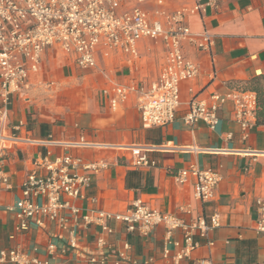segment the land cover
I'll use <instances>...</instances> for the list:
<instances>
[{
    "label": "crops",
    "instance_id": "1",
    "mask_svg": "<svg viewBox=\"0 0 264 264\" xmlns=\"http://www.w3.org/2000/svg\"><path fill=\"white\" fill-rule=\"evenodd\" d=\"M164 4L175 7L178 2L165 0ZM145 7L151 10L154 0H148ZM185 22L193 32L212 33L214 44L209 52L185 44L198 73L179 83L181 106L175 119L163 127H143L135 94L115 110L102 94V70L117 83L155 80L160 68L158 43L140 41L135 59L100 48L94 70L80 69L59 55L43 59L39 72L29 79L28 90L11 100L7 132L58 143L81 137L102 145L149 146L147 155L156 165L136 167L131 152L114 147H50L51 159L69 155L83 163L104 160L107 168L92 175L82 197L62 196V201L78 212L74 215L69 208L62 209L61 225L39 217L29 222L27 230L17 231L18 219L6 205L21 198V182L45 149L33 144L9 146L0 158V167L10 181L9 189L0 184V250L16 249L26 256V264H98L91 258L102 256L105 264H113L127 244L126 255L136 264H264V232L255 230L257 201H264V123H257L254 117L243 131L233 118V102L228 99L217 108L218 123L213 130L202 121L192 126L183 121L190 99L208 101L211 94L223 96L234 89H249L250 79L264 75V0H217L215 8L188 16ZM19 121L22 125L12 131ZM191 147L211 150L194 152L187 149ZM191 165L219 174L213 201L196 199L191 179L181 185L175 181L173 174ZM38 172L44 174L45 170ZM135 199L174 215L186 225L198 217L208 221L217 212L219 226L205 236L196 230L193 239L198 246L177 262L174 242L182 245L181 228L174 229L167 242L161 224L143 236L127 231L121 221H107L109 232L82 220L90 209L123 212ZM71 230L74 246H70ZM98 239L104 244L98 245ZM49 244L53 245L51 251Z\"/></svg>",
    "mask_w": 264,
    "mask_h": 264
},
{
    "label": "built area",
    "instance_id": "2",
    "mask_svg": "<svg viewBox=\"0 0 264 264\" xmlns=\"http://www.w3.org/2000/svg\"><path fill=\"white\" fill-rule=\"evenodd\" d=\"M165 0H154V7L145 6L148 0H0V158L4 149L13 145L33 144L45 149L43 155L33 161V170L21 182V198L6 205L18 219L17 231H25L29 222L43 217L64 222L60 211L69 208L72 214L78 208L68 206L62 196L82 197V191L92 182V175L107 168L104 160L83 163L80 158L62 155L49 158L50 147H114L129 151L134 156L132 165L153 167L156 161L149 158V146L102 145L78 140L58 143L50 139L33 140L21 138L6 131L10 115V103L15 95L28 90L29 79L40 70L46 57L62 56L83 70L98 68L97 52L108 50L120 53L131 59L139 56V43L151 40L160 45V68L155 80L117 83L102 70L105 86L102 94L108 98L112 110L117 109L135 94L143 127H163L175 119L181 106L178 85L182 80H191L198 73L197 63L185 51V44L199 51L209 52L214 44V35L207 30L193 32L186 25V18L201 14L206 8H215L217 0H177L175 7H166ZM225 99L233 102V118L243 131L250 127L257 108L256 94L249 89H234L223 96L211 94L208 101L192 98L186 104L183 121L192 126L204 122L211 130L218 123L217 108ZM22 123L12 126L17 131ZM230 136V135H228ZM194 152L211 149L191 147ZM81 168L83 172H78ZM38 169H44L41 174ZM173 177L178 184L192 180L193 195L202 203L214 200L219 182V174L212 169H200L191 165L179 169ZM0 184L10 188V181L0 167ZM41 199V200H38ZM95 202V199H91ZM255 230L264 232V201H257ZM84 224H96L111 232L106 222L121 221L129 232L137 231L147 236L156 225L165 228L166 241L174 229L181 228L183 243L175 254V261L189 256L198 244L193 239L196 230L205 236L210 229L219 226V214L214 212L208 221L198 217L189 225L174 215L150 208L140 199L132 201L123 212L111 213L90 209L82 215ZM73 231L70 232V246L73 244ZM98 245L104 244L98 239ZM49 251L53 245H48ZM124 250L117 253L113 264H136ZM164 256L168 251L164 249ZM26 264L27 258L16 249L0 250V264ZM91 262L105 264L106 257ZM199 264H209L200 261Z\"/></svg>",
    "mask_w": 264,
    "mask_h": 264
},
{
    "label": "trees",
    "instance_id": "3",
    "mask_svg": "<svg viewBox=\"0 0 264 264\" xmlns=\"http://www.w3.org/2000/svg\"><path fill=\"white\" fill-rule=\"evenodd\" d=\"M264 82V75L254 77L247 82V88L256 94L257 108L255 111L256 122L264 123V89L260 87V82Z\"/></svg>",
    "mask_w": 264,
    "mask_h": 264
},
{
    "label": "rangeland",
    "instance_id": "4",
    "mask_svg": "<svg viewBox=\"0 0 264 264\" xmlns=\"http://www.w3.org/2000/svg\"><path fill=\"white\" fill-rule=\"evenodd\" d=\"M260 87L264 89V82H260Z\"/></svg>",
    "mask_w": 264,
    "mask_h": 264
}]
</instances>
